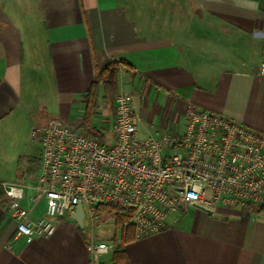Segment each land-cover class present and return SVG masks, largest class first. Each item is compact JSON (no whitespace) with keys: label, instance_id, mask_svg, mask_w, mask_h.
Returning <instances> with one entry per match:
<instances>
[{"label":"crops","instance_id":"obj_1","mask_svg":"<svg viewBox=\"0 0 264 264\" xmlns=\"http://www.w3.org/2000/svg\"><path fill=\"white\" fill-rule=\"evenodd\" d=\"M110 61L112 91L97 81ZM262 64L264 0H0V264H111L109 252L92 262L87 244L111 236L93 239L84 210L53 218L49 236L17 233L3 183L24 186L32 218L45 212L33 127L58 119L110 141L114 98L126 91L142 135L182 132L189 106L264 133ZM122 249L128 264H264V211L186 205Z\"/></svg>","mask_w":264,"mask_h":264},{"label":"built area","instance_id":"obj_2","mask_svg":"<svg viewBox=\"0 0 264 264\" xmlns=\"http://www.w3.org/2000/svg\"><path fill=\"white\" fill-rule=\"evenodd\" d=\"M264 73V64L259 67ZM111 140L78 131L61 120L35 126L40 169L33 185L45 198V212L32 218L22 205L24 186L1 185L6 211L27 240L49 236L53 218L77 206L128 207L135 236L160 231L171 210L196 204L212 209L264 207V133L217 112L189 106L182 132L155 130L142 135L133 95L115 96ZM93 263L114 249L112 241L89 242Z\"/></svg>","mask_w":264,"mask_h":264},{"label":"trees","instance_id":"obj_3","mask_svg":"<svg viewBox=\"0 0 264 264\" xmlns=\"http://www.w3.org/2000/svg\"><path fill=\"white\" fill-rule=\"evenodd\" d=\"M119 68V64L116 61H110L104 69L97 75V81L103 82L105 88L109 91L113 90L116 81V72ZM95 86L92 85L90 89L85 94V106L87 111L92 110L95 106ZM92 135L101 139L96 133H84ZM91 208V217L92 219H97L101 215L102 211L112 212L114 214V227L115 233L111 238V241L114 244V249L112 250L110 261L111 264H128L122 245L124 242H127L133 239L135 235V228L131 224L129 226H124L125 221L131 216V209L128 207L121 206H110L104 204L95 205ZM100 206V207H98ZM260 211H264V207L259 208ZM117 235H119V242H117Z\"/></svg>","mask_w":264,"mask_h":264},{"label":"rangeland","instance_id":"obj_4","mask_svg":"<svg viewBox=\"0 0 264 264\" xmlns=\"http://www.w3.org/2000/svg\"><path fill=\"white\" fill-rule=\"evenodd\" d=\"M29 151H33V154L35 156L38 155L40 151V145L38 144L36 139L32 138V141L30 143ZM95 208L97 206H94ZM100 207V206H98ZM86 213V223L85 226H91L92 236L95 240H107L108 237L111 236V238L114 236L115 233V225H114V214L112 212L102 211L99 218L92 219L88 216V211L86 207L83 209ZM129 220L128 218L124 226H129ZM88 230V229H87ZM89 231V230H88ZM113 234V235H112ZM111 238L109 241H111ZM117 242H119V235H117ZM112 251L109 252L108 256H111ZM102 259V258H101Z\"/></svg>","mask_w":264,"mask_h":264},{"label":"water","instance_id":"obj_5","mask_svg":"<svg viewBox=\"0 0 264 264\" xmlns=\"http://www.w3.org/2000/svg\"><path fill=\"white\" fill-rule=\"evenodd\" d=\"M76 211H78V214H80V216H83V208H82V206H77L76 207ZM78 220V219H77ZM78 222H79V220H78Z\"/></svg>","mask_w":264,"mask_h":264}]
</instances>
